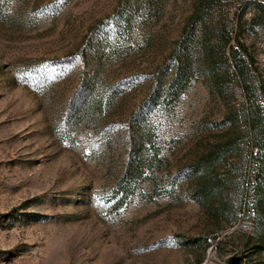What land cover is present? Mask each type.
Returning <instances> with one entry per match:
<instances>
[{
	"label": "rangeland",
	"instance_id": "1",
	"mask_svg": "<svg viewBox=\"0 0 264 264\" xmlns=\"http://www.w3.org/2000/svg\"><path fill=\"white\" fill-rule=\"evenodd\" d=\"M197 1L0 0V264H264L255 151L218 166L228 210L189 194L190 164L264 113V0H211L184 38Z\"/></svg>",
	"mask_w": 264,
	"mask_h": 264
},
{
	"label": "trees",
	"instance_id": "2",
	"mask_svg": "<svg viewBox=\"0 0 264 264\" xmlns=\"http://www.w3.org/2000/svg\"><path fill=\"white\" fill-rule=\"evenodd\" d=\"M211 0H198L187 18L183 27L182 37H187L194 32L198 23L203 19V8L209 4ZM254 8L256 13L251 19L253 25L264 23V2L255 1ZM216 44L223 53L229 49V57L232 59L234 73L239 80L242 88L248 86L246 81V71L249 63L246 58L242 57L238 51L239 47L230 44L233 39L238 46L243 48V44L238 38H234L231 32L227 31L225 23H220L216 31ZM207 49V48H206ZM248 99L251 98L248 97ZM243 136L236 134L228 135L212 143L201 155H199L191 164L190 170L194 174V178L190 181L189 194L191 198L199 205L208 209V211L216 212L226 211L229 208L226 202L221 198L216 205V199L220 194L227 192L230 180L229 170L218 169L220 162H228L233 153L239 152L243 146L247 150L251 149L255 172L252 174V209L256 219L255 235L258 249L264 248V113L257 102L251 101L246 107H243ZM251 152V154H252ZM228 166H230L228 164ZM217 207H216V206ZM226 209V210H225ZM232 214L233 212L230 211ZM232 221L236 220V216H231ZM207 244V243H206ZM205 244V246H206ZM231 264V260L228 261Z\"/></svg>",
	"mask_w": 264,
	"mask_h": 264
}]
</instances>
